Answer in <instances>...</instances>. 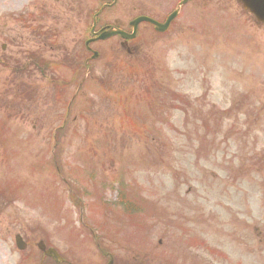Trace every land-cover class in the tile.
<instances>
[{
  "label": "rangeland",
  "instance_id": "rangeland-1",
  "mask_svg": "<svg viewBox=\"0 0 264 264\" xmlns=\"http://www.w3.org/2000/svg\"><path fill=\"white\" fill-rule=\"evenodd\" d=\"M141 1L118 0L103 18L125 22L152 12L163 19L170 12H145ZM60 2L0 0V46H7L0 47V264L26 257L25 264H46L37 248L43 238L72 262L67 252L78 248L81 203L86 216L127 226L115 232L137 261L142 251L150 264L151 247L168 237L196 256L194 264H264V254L260 261L253 252V227L264 236V26L236 0H204L207 8L197 0L164 34L142 27L132 53L118 39L94 44L100 56L79 86L88 70L76 72L73 59L90 56L84 42L97 0ZM32 53L55 66L42 73L28 63ZM157 77L168 90L166 104L156 85L147 89ZM245 93V107L226 117ZM121 183L131 206L148 205L144 214L122 212ZM96 195L117 202L115 218L109 210L107 218L98 214ZM236 213L242 230L228 225L226 235L238 243L223 260L216 231ZM140 217L144 230L131 225ZM17 233L29 250L16 247ZM203 235L216 254L201 245ZM244 245L257 247L243 257Z\"/></svg>",
  "mask_w": 264,
  "mask_h": 264
},
{
  "label": "flooded vegetation",
  "instance_id": "flooded-vegetation-1",
  "mask_svg": "<svg viewBox=\"0 0 264 264\" xmlns=\"http://www.w3.org/2000/svg\"><path fill=\"white\" fill-rule=\"evenodd\" d=\"M121 25V24H119ZM96 232L93 233V237L96 240V246L99 250V256H98V263L97 264H131L128 260V257L132 259V256H130L129 252L123 253L124 256L121 257L122 253H117L115 246L112 245L113 239L110 236L107 237H101L102 242L99 241V238L95 235ZM106 240V241H105ZM119 256V257H118ZM168 253L164 252L162 248H159L158 252L156 251V257L155 264H174L172 262H166L167 258L176 259L181 264H188L189 260L185 258H181L176 253L173 255H169ZM135 264H148L146 258H142V260L139 263Z\"/></svg>",
  "mask_w": 264,
  "mask_h": 264
},
{
  "label": "water",
  "instance_id": "water-1",
  "mask_svg": "<svg viewBox=\"0 0 264 264\" xmlns=\"http://www.w3.org/2000/svg\"><path fill=\"white\" fill-rule=\"evenodd\" d=\"M246 4V7L250 8L252 11H255V14L261 18L262 20H264V1L261 0H243ZM261 3H263V6L261 5ZM175 16V13L171 15V17L168 19L167 24L170 22V20ZM142 20H149L153 23L156 24L158 29H163L167 24L165 25H160L159 23L152 21L148 18L145 17H141L139 18L136 22H140ZM111 33H113V31H111Z\"/></svg>",
  "mask_w": 264,
  "mask_h": 264
}]
</instances>
